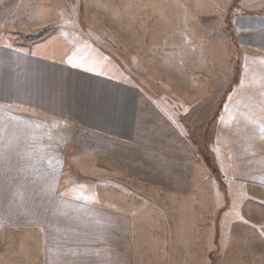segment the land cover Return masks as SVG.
Masks as SVG:
<instances>
[{
	"label": "rangeland",
	"instance_id": "1",
	"mask_svg": "<svg viewBox=\"0 0 264 264\" xmlns=\"http://www.w3.org/2000/svg\"><path fill=\"white\" fill-rule=\"evenodd\" d=\"M0 161V264L44 263L25 183L124 215L132 264H264V0H0Z\"/></svg>",
	"mask_w": 264,
	"mask_h": 264
},
{
	"label": "crops",
	"instance_id": "2",
	"mask_svg": "<svg viewBox=\"0 0 264 264\" xmlns=\"http://www.w3.org/2000/svg\"><path fill=\"white\" fill-rule=\"evenodd\" d=\"M9 117L12 118L5 120L7 124L5 134L16 137L13 144L15 145L20 139L18 135L24 133L17 130V126L25 125V123L33 125V120H37L24 116L10 115ZM40 121L42 123L40 126L45 128L44 124L48 121ZM69 140L64 141V144L69 143ZM26 146L29 144L27 143ZM20 163L18 161V165H13L17 167L9 169H5L7 168L4 167L5 164H0V180H3L8 187H13L15 177L22 176V173L17 171ZM23 186L22 190H15L13 206L18 209L17 214L20 215L21 220L25 219L27 214L38 218L32 217L31 221H21V224H30L34 226L30 227L31 229L39 230L41 234L38 239L39 251H43L42 259L45 264H132L131 245L128 238L130 222L124 215L110 213L109 218L104 221L103 211L93 204L66 201L69 204L39 205L38 199L49 198L52 194L49 193L51 190L47 192L46 187H43L36 191V188L28 183ZM9 191L4 193L0 190V197L4 195L8 197ZM35 199H37L36 204H34ZM2 207L3 205L0 204V209Z\"/></svg>",
	"mask_w": 264,
	"mask_h": 264
},
{
	"label": "trees",
	"instance_id": "3",
	"mask_svg": "<svg viewBox=\"0 0 264 264\" xmlns=\"http://www.w3.org/2000/svg\"><path fill=\"white\" fill-rule=\"evenodd\" d=\"M55 33V30L53 28H47L39 33L28 35L24 37H20L16 40H14L13 44L17 47H23V48H31L32 46L41 44L48 38H50ZM207 166L211 167V172H215L214 168L210 166V163L208 160H205Z\"/></svg>",
	"mask_w": 264,
	"mask_h": 264
}]
</instances>
